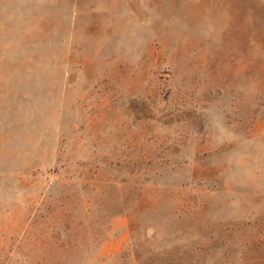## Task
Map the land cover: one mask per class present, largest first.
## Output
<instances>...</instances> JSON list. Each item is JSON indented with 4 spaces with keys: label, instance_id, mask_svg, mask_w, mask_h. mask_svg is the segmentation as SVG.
<instances>
[{
    "label": "rangeland",
    "instance_id": "374dc122",
    "mask_svg": "<svg viewBox=\"0 0 264 264\" xmlns=\"http://www.w3.org/2000/svg\"><path fill=\"white\" fill-rule=\"evenodd\" d=\"M0 264H264V0H0Z\"/></svg>",
    "mask_w": 264,
    "mask_h": 264
}]
</instances>
